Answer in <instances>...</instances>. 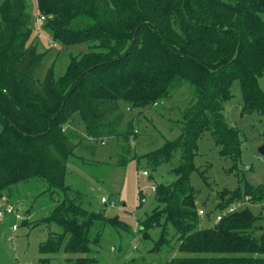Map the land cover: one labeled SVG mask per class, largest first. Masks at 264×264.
<instances>
[{
    "label": "trees",
    "instance_id": "16d2710c",
    "mask_svg": "<svg viewBox=\"0 0 264 264\" xmlns=\"http://www.w3.org/2000/svg\"><path fill=\"white\" fill-rule=\"evenodd\" d=\"M27 1L0 0V203L9 205L6 195L20 184L45 187L54 207L41 223H54L61 232L40 243L38 263L50 264L67 236L63 252L71 264H98L94 252L105 226L118 238L132 234L125 222L91 210V201L65 185L66 164L79 143L65 127L80 118L88 137L116 140V166L138 162L132 153L137 130L124 123L120 103L129 110L154 107L189 82L193 96L181 112L180 135L139 158L152 171H168L153 187L155 207L140 221L138 234L150 239L148 231L162 220L174 228L169 236L161 231L150 250L165 245L170 252L174 240L177 255L165 264H264L260 216L245 208L199 228L189 182L206 131L219 154L232 161L231 172L240 161L243 140L223 115L234 81L243 111L264 119L257 84L264 74V0H36L55 42L89 45L88 52L70 57L61 77L54 80L49 69L42 82L35 75L43 55L28 44L34 24ZM249 196L264 202V186L221 192L216 208L222 213ZM11 207L23 216L34 212Z\"/></svg>",
    "mask_w": 264,
    "mask_h": 264
},
{
    "label": "rangeland",
    "instance_id": "374dc122",
    "mask_svg": "<svg viewBox=\"0 0 264 264\" xmlns=\"http://www.w3.org/2000/svg\"><path fill=\"white\" fill-rule=\"evenodd\" d=\"M27 11L33 15L34 24V33L30 36L28 44L34 45L36 52L43 55L35 79L42 82L48 70L52 69L53 79L57 80L64 74L70 57L88 52L89 45L79 43L63 46L55 42L47 24L38 22L40 16L37 13L36 0L27 1ZM257 84L264 96V74L258 77ZM230 89L231 97L223 103V115L228 125L237 128L241 135L242 154L235 171L231 172L232 161L219 154L210 132L206 131L201 135L197 153L193 158L196 169L189 178L196 197V210L200 215L199 228H207L216 223V216L221 213L216 208L221 192L234 191L237 188L243 192L248 186H264V154L259 150L264 146L263 116L257 112L243 111L242 92L238 81H234ZM192 96V86L188 82L177 89L171 97L154 107L129 110L124 103H120L125 115L124 123L131 121L137 130L132 153L138 162L132 160L124 167L115 164V139L104 140L102 145L100 140L88 137L80 118L77 120L75 118L65 127L68 137L74 138V141L77 138L79 142L66 164L65 185L73 187L74 191H79L82 197L91 201L92 206L89 207L91 210L101 212L107 218H118L132 230L130 235L121 232L120 240L115 230L109 225L105 226L102 241L95 247L94 252L98 264H165L177 255L174 240L170 252L165 245L158 252L150 251L161 231H164L166 236L174 234V228L165 220H162L161 227L148 231L150 239H144L138 234L140 221L155 207L153 187L164 179L168 171L167 167L152 171L146 167V161L139 158L158 150L165 142L172 141L180 135L181 112ZM80 160L88 164H83ZM143 171H146L148 176H144ZM32 185L20 184L21 187L15 188L18 191L14 189L9 196V205H17L20 211L32 207L34 211L33 215L26 213L22 215L23 222L19 223L13 240H8L12 236L10 229L14 223L13 217L4 214L0 218V264H39L38 260L42 257L38 251L40 243L45 241L50 233L61 232L54 223L46 227L41 223L49 216L54 205H51L53 201L43 194L45 189L43 184L31 188ZM23 186H29L31 189L23 192ZM101 198L107 200L105 205L100 202ZM247 208L260 216L256 225L263 235L264 202L250 201ZM35 224L38 226L33 227ZM255 234H258V230H255ZM67 238L66 236L63 246L52 257L50 264H71L63 252Z\"/></svg>",
    "mask_w": 264,
    "mask_h": 264
},
{
    "label": "built area",
    "instance_id": "2783aa9c",
    "mask_svg": "<svg viewBox=\"0 0 264 264\" xmlns=\"http://www.w3.org/2000/svg\"><path fill=\"white\" fill-rule=\"evenodd\" d=\"M39 20L40 21H38V22H43L44 17H40ZM135 133H136V131H135ZM101 144H103V143H101ZM142 174L144 176L147 175L146 172H142ZM250 200L251 199L249 197H246L244 199L237 200V201L227 205L222 210V213H220L219 215L216 216L215 221L219 222L224 215L234 214L237 211H240V210L247 208L249 203H250ZM2 201L5 202V200H2ZM100 202H102L103 204H106L107 200L105 198H101ZM200 213L202 215V212H200ZM4 214L11 215L13 217V220H14V223L11 225V229H10V233L12 236H10L8 238V240L11 241V240H13V234L18 230L19 222L22 220V215L20 213L16 212V210H14V208H12L10 205H8L6 203H4V204L0 203V218H2V216Z\"/></svg>",
    "mask_w": 264,
    "mask_h": 264
},
{
    "label": "water",
    "instance_id": "95a60500",
    "mask_svg": "<svg viewBox=\"0 0 264 264\" xmlns=\"http://www.w3.org/2000/svg\"><path fill=\"white\" fill-rule=\"evenodd\" d=\"M259 150H260V153H261V154H264V146L261 147ZM262 237H264V234L262 235Z\"/></svg>",
    "mask_w": 264,
    "mask_h": 264
},
{
    "label": "crops",
    "instance_id": "0c3cea01",
    "mask_svg": "<svg viewBox=\"0 0 264 264\" xmlns=\"http://www.w3.org/2000/svg\"><path fill=\"white\" fill-rule=\"evenodd\" d=\"M7 197L9 198V196L6 195V198H7ZM261 236H262V235H261Z\"/></svg>",
    "mask_w": 264,
    "mask_h": 264
}]
</instances>
